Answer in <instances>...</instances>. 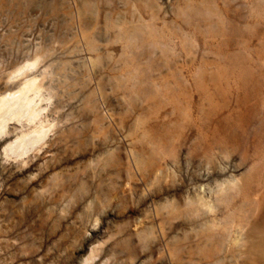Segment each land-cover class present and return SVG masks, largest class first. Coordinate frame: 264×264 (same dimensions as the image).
Returning a JSON list of instances; mask_svg holds the SVG:
<instances>
[{
	"label": "rangeland",
	"instance_id": "rangeland-1",
	"mask_svg": "<svg viewBox=\"0 0 264 264\" xmlns=\"http://www.w3.org/2000/svg\"><path fill=\"white\" fill-rule=\"evenodd\" d=\"M215 1L0 0V101L39 110L0 111V264H259L222 196L264 178V0ZM175 69L197 128L147 98Z\"/></svg>",
	"mask_w": 264,
	"mask_h": 264
},
{
	"label": "bare ground",
	"instance_id": "bare-ground-1",
	"mask_svg": "<svg viewBox=\"0 0 264 264\" xmlns=\"http://www.w3.org/2000/svg\"><path fill=\"white\" fill-rule=\"evenodd\" d=\"M196 3H193V2L184 3L183 7H181L180 10H179V14H181L182 16L185 15L188 9H190L191 11L193 9H195V10L203 9V11L209 13L212 18L216 19L218 22L221 21V20H219L217 18V16L220 17L222 15L220 14L221 13L220 12L221 9L217 5L216 1H215V5H216L217 10H215V8L213 9L206 2H201L203 4L202 8H200ZM226 11H228V9L225 8L223 10V12H226ZM259 20H261V19H259ZM124 29L125 28H123V30ZM135 31L136 32L134 33V35L138 36L140 29H138V27H137V29ZM145 32H144V34H145ZM151 37H152V35H151ZM261 37H262V35L260 36V39H261ZM262 42H264V41H262ZM212 61H214V60H212ZM181 69L183 70L185 68H181ZM193 71L194 70H192V72H191V70H189V72H191V73H193ZM249 71L251 72V70H249ZM176 72H180V71H178L177 69L169 70L167 74L162 76L161 82H163V83L166 82L164 84H161L160 81L154 82L155 86L152 88V90H150V93H149L147 98L153 100V99L160 98L161 94L166 95L167 98L169 99V104L172 105V111H171L170 115L175 117L174 122L172 121L173 124H174V128H175V125L179 124L178 123L179 119L184 120L186 122L185 125H187L189 127L197 128L196 121L198 119V116L197 117H193L191 119L189 117V112H190L191 105L193 107V111H194V107H195L194 106V98H193V96L189 95V97H187L188 95L185 94V93H183V94L182 93H177L174 96H171L169 94V89H170L169 84H170L171 80L175 81V86H180V82H183V80L182 81L181 80L178 81V79H182V77L175 80ZM231 73L233 74L234 71L232 70ZM226 74H228V69H225V71H223V74L219 75L220 76L219 78L221 79L223 77H226ZM261 76H262V74H261ZM213 78L218 79V76L217 75H213ZM185 79H186V77H185ZM158 84H160V85H158ZM222 89L223 88L221 86L215 85L214 88H212V92H210V91L204 92V95L202 97L203 101L201 100L199 105H198L199 108L202 111H204V108L211 109V110H213V109L214 110H216V109L221 110L222 107H223V102L222 103L216 102L214 97L217 94L223 95ZM175 98H177V100H175ZM22 102H25L24 103V105H25L24 107H26L27 109H31V110L28 113H27V110H26V112H22L21 115L27 114L30 120L33 119V118L37 119L39 110H37L35 108L36 107V103L34 102V100L31 99V98L29 99L28 96L26 95V93L21 95L18 98L14 97V96H11L9 99H2L0 101V111L4 110L5 108H7V110L8 109H12V108L14 109V107L19 108L20 107L19 104L22 103ZM206 104H207V107H206ZM160 105H162V103H160L159 105H155L154 104L153 108L160 107ZM246 107L250 108V104L247 103L246 106L244 105L243 108H246ZM199 108H198V110H199ZM239 109L240 108L237 107V111ZM228 128L230 129V126ZM259 151L260 150H258L257 152H259ZM205 154H206V152H205ZM245 154H243L242 157H246ZM263 158H264V153H257L254 156V159L252 160V163L253 164L257 163L258 164V162H260L261 159H263ZM261 164L258 165L259 167L256 169L255 172L264 170V165H261ZM158 171H161V169H158ZM262 174H264V171H263ZM263 179L264 178L258 179V182L256 183V185H253V184L249 185V188L245 187V189L241 191V193L239 195L241 196V200L242 201H240L241 203H239V204H238V202H235V201L233 202L232 199H229L227 195L222 196L224 198V200L228 199L227 205H226L228 210H232L233 212L236 211V212H240L241 213L240 214L241 218L239 219L240 221L236 224V226H241V225L245 224V221H247L246 220L247 214H251L253 211L254 212H258V213L259 212H264V182L261 181ZM232 181L229 184L232 187L230 190H232V189H237V190L241 189V188L234 187V185L236 183H233ZM241 181L245 182L244 183L245 185L248 184V183H246L247 181H245V179L242 178V177H241ZM236 182H237V180H236ZM243 188H244V185H242V189ZM202 202H203V200H202ZM263 214L264 213H262V217H259V219H260L259 221L260 222H258V221L255 222L252 225V227L250 228V230L248 232L249 234H247V238H248V242H249L250 246L245 250V259H244V260H257L259 264H264V215ZM232 217H233V215L231 214V212L230 213L228 212V214L224 218L228 221ZM227 232H228V230H227V228H225L224 231H222V233H223L222 236L219 233L218 234V238L215 239L214 241H212V243H210V244H212V245L216 244V246L220 245L223 242V240L226 238V236H228V237L232 236L231 232L229 234H226ZM231 240H232V242L236 241L235 238H232Z\"/></svg>",
	"mask_w": 264,
	"mask_h": 264
}]
</instances>
